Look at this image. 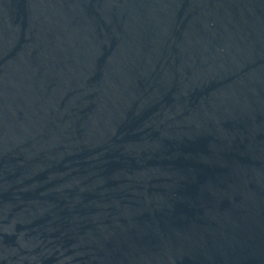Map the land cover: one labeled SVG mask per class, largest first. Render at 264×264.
<instances>
[{"label":"water","instance_id":"obj_1","mask_svg":"<svg viewBox=\"0 0 264 264\" xmlns=\"http://www.w3.org/2000/svg\"><path fill=\"white\" fill-rule=\"evenodd\" d=\"M0 264H264V0H0Z\"/></svg>","mask_w":264,"mask_h":264}]
</instances>
